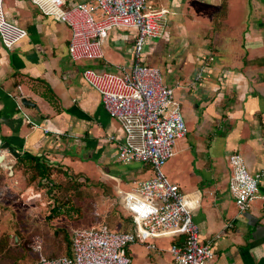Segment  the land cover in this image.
<instances>
[{"label": "crops", "instance_id": "0c3cea01", "mask_svg": "<svg viewBox=\"0 0 264 264\" xmlns=\"http://www.w3.org/2000/svg\"><path fill=\"white\" fill-rule=\"evenodd\" d=\"M4 5L6 18L26 36L11 47L0 41V205L18 202L19 189L28 192L31 182L41 183L27 175L38 163L63 170L70 188L77 190L83 188L81 182L91 181L94 188L103 179L117 191L150 177L148 164L117 160L121 127L82 77L85 67L129 66L134 31L114 28L102 43L101 58L73 61L65 23L42 14L30 1L6 0ZM147 5L166 8L168 19L165 34L145 42L142 59L155 63L165 83L177 84L173 92L187 128L184 137L190 132L188 142L175 141L163 174L183 193L198 198L192 219L200 241H211L212 264H264V175L257 197L241 211L229 189L226 158L239 152L251 173L264 171V0H147ZM209 55L213 59L201 80L191 85L201 59ZM111 135L114 139L109 140ZM26 154L35 157L30 167L23 160ZM31 192L35 197L41 191ZM61 203L45 202L59 212L47 216L46 223L53 236L58 235L56 228H65L70 237L77 227L72 219L67 223ZM11 235L19 245L21 238L13 233L8 238ZM180 238H151L153 248L130 244L129 264H171L169 245ZM43 253L63 255L46 248Z\"/></svg>", "mask_w": 264, "mask_h": 264}, {"label": "built area", "instance_id": "2783aa9c", "mask_svg": "<svg viewBox=\"0 0 264 264\" xmlns=\"http://www.w3.org/2000/svg\"><path fill=\"white\" fill-rule=\"evenodd\" d=\"M26 1L68 26V53L73 61L101 58L102 43L114 28L134 31L129 66L102 70L85 67L82 77L99 93L104 109L121 127L117 160L148 164L152 169L150 177L133 180L129 188H117L118 203L131 219V229L113 230L102 222L91 228H75L70 233L71 254L55 257L43 253L42 240L35 235L28 245L36 255L34 264H129L130 244L142 242L153 248L149 240L161 236H181L179 242L169 245L171 264H212L211 241H200L199 227L192 219L198 198L183 193L161 170L173 155L175 140L187 132L174 98L177 84L165 83L159 69L142 59L145 42L165 34L167 9L150 8L147 0ZM3 3L0 0V41L11 47L26 36V31L6 18ZM212 59L210 55L201 59L191 85L201 80ZM111 139L114 136H109ZM226 158L231 169L229 189L242 211L257 197L264 171L251 173L239 152H231Z\"/></svg>", "mask_w": 264, "mask_h": 264}, {"label": "rangeland", "instance_id": "374dc122", "mask_svg": "<svg viewBox=\"0 0 264 264\" xmlns=\"http://www.w3.org/2000/svg\"><path fill=\"white\" fill-rule=\"evenodd\" d=\"M5 1L6 0H4L3 3L4 10ZM171 45L173 46L174 44ZM162 53L163 55L165 54L164 51ZM169 53L174 55V50H169ZM143 62L147 64L151 63V65L155 64L151 61L145 62L144 60ZM159 71L162 73L160 69ZM189 138L190 132H188L186 137H179L175 141L179 142V140H181V142L186 143L189 141ZM148 168L152 175L151 167L148 166ZM52 169L54 170V173L53 171L50 173V178L54 183L52 186H48L47 188L46 182L38 183L36 182L37 180H35L31 182V189L26 188V190L35 192L41 191L38 193L39 195L37 194L34 197L31 191L23 193L22 189H19L18 193L21 194V196L18 202L8 201L7 203L9 206L5 204L0 205L2 209L0 212V234L6 236L8 233H13L21 238L19 245L14 244L12 235L11 238L9 237L7 239V246L0 254V264H33L36 255L28 245L35 235L41 238L43 250L46 248L51 252H57L58 250V254L66 253L64 251V248L66 249V243L61 240L63 235L62 232L53 236L52 226L46 223V221H48L47 216L52 212V208L48 205L47 207L44 205L47 201H54V199H56L61 203L67 200L66 203H64L66 204L65 207L63 203L60 204V206H63V212H61V214L63 217L67 218V223H69L68 221L71 219L74 220L71 225L78 228H91L90 224L97 225V223L102 222L113 230L122 231L124 227L128 225V221L126 220L127 217L123 214L118 203L119 197L116 196V191H114L111 186L109 187V185H107V181L103 183L102 179V181H100L101 185H96L94 188H92L93 182L91 181H84L81 182V184L80 181H73L83 186V188L77 190L76 187L70 188V180L63 174V170L60 168L57 169V167H52ZM161 170L162 172L165 170L164 164ZM112 179V182L115 183V179ZM27 183L28 182H26V184ZM52 187L54 190H52ZM121 188H124V186L121 185ZM33 201L36 207L32 206ZM12 206H14L13 209H11ZM58 206L59 205H57V207ZM29 207L32 208L28 210ZM46 212L48 213L46 214ZM60 249L62 250L60 251Z\"/></svg>", "mask_w": 264, "mask_h": 264}, {"label": "trees", "instance_id": "16d2710c", "mask_svg": "<svg viewBox=\"0 0 264 264\" xmlns=\"http://www.w3.org/2000/svg\"><path fill=\"white\" fill-rule=\"evenodd\" d=\"M35 159L34 156L32 155H29V154H26L25 157H23V160L25 161V164H28L29 166V163L31 161H33ZM33 168L31 170V172H29L27 175L29 176L28 179L30 181H33L36 178H39V181L42 183V182H46L45 184L46 185H49L50 184H53V181L51 180L50 178V173L52 172L51 168L49 165L45 164V163H38L37 166H34L32 165ZM30 167V166H29ZM75 183V182H73ZM59 201V200H58ZM56 208V207H55ZM55 208L54 209H51V214L48 215L49 218L51 217H54V216H57L59 212H56L55 211ZM58 208V207H57ZM126 220L128 221V225L130 226L131 223V219L130 218H126ZM126 225L124 227V229L122 231H125L127 229V226ZM55 234H59V232H62V238L61 240L64 241L66 243V254L69 255L71 254V248H70V237H69V234L67 232V230L65 228H56L54 230ZM16 235V234H15ZM4 238L0 239V253L5 249V247L7 246V238H8V235H4L3 236ZM181 239V238H180ZM179 239V240H180ZM179 242V241H178ZM66 254H63V255H66Z\"/></svg>", "mask_w": 264, "mask_h": 264}, {"label": "water", "instance_id": "95a60500", "mask_svg": "<svg viewBox=\"0 0 264 264\" xmlns=\"http://www.w3.org/2000/svg\"><path fill=\"white\" fill-rule=\"evenodd\" d=\"M22 101H23V100H22ZM2 160H3V155L0 154V164L3 163Z\"/></svg>", "mask_w": 264, "mask_h": 264}, {"label": "bare ground", "instance_id": "6f19581e", "mask_svg": "<svg viewBox=\"0 0 264 264\" xmlns=\"http://www.w3.org/2000/svg\"><path fill=\"white\" fill-rule=\"evenodd\" d=\"M66 169H67V168H66ZM6 172H7V171H6ZM110 206H111V205H110ZM110 208H111V207H110ZM77 228H78V227H77ZM65 254H66V253H65ZM67 254H68V253H67ZM67 254H66V255H67ZM69 255H70V254H69ZM53 256H54V255H53Z\"/></svg>", "mask_w": 264, "mask_h": 264}]
</instances>
